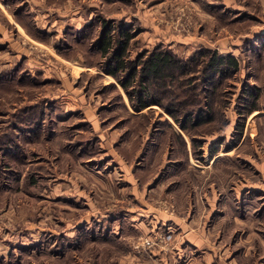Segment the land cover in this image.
Instances as JSON below:
<instances>
[{"label": "rangeland", "instance_id": "1", "mask_svg": "<svg viewBox=\"0 0 264 264\" xmlns=\"http://www.w3.org/2000/svg\"><path fill=\"white\" fill-rule=\"evenodd\" d=\"M102 19L132 30L130 58L159 47L194 71L204 49L237 57L208 97L180 70L154 85L163 106L210 102L211 121L184 130L161 105L134 109L100 68ZM84 28L88 44L64 57L56 45ZM4 74L0 264H264V0H0ZM18 104L38 105L31 129L11 125Z\"/></svg>", "mask_w": 264, "mask_h": 264}, {"label": "trees", "instance_id": "2", "mask_svg": "<svg viewBox=\"0 0 264 264\" xmlns=\"http://www.w3.org/2000/svg\"><path fill=\"white\" fill-rule=\"evenodd\" d=\"M102 20L105 27L102 30L99 38L96 39L97 44L95 45H97V47H95L96 49L94 50L95 53H100V56L104 57V61L100 63L102 66L100 68H102L105 73L113 76L120 82L127 92L134 109L143 110L152 105L163 106V100L153 93L154 85L159 88L167 86L168 88L166 90L170 89V83L168 80H166V78L170 77L169 79L172 81L177 80L179 78V75L177 74L178 70L181 71V75H189L187 88L188 90L194 92L199 88L200 82L198 81V78H200L199 75H201L202 84L200 89L206 95V97H208V94H211L214 91L216 92L217 90L215 87H213V82L215 79H221L223 82L227 77L235 74L240 69V61L237 57L233 55H221L218 51L210 49H204V52L202 51L203 53L211 54L207 61H201L199 55L202 54V52H198V55L196 56L198 57V60L193 61L194 63H198L197 69L194 71L188 69V66L192 60L181 59L173 52L161 50L159 47L148 55L144 53L138 54L137 58H130L128 56V54H130L129 44L134 39L132 30L121 26V29H119L118 32H115V30H113L110 26V24H113L115 21L107 19ZM23 25L26 27L24 23ZM108 25L110 27L106 28ZM76 29L77 28L72 26L71 29H69L68 35H73L74 32L75 34L82 33ZM87 30L88 28H84L83 32L86 31L87 34H83V37H77L75 41H72L74 38L70 36L72 43L70 40H68L70 41V44L64 49H59L58 44L56 43L57 50L60 52L62 51L61 54L64 57L70 58L71 56L65 54L64 51L66 49L73 50L75 54L76 52L74 49H77L86 43L88 44ZM116 39L118 40L116 41ZM193 60H195V58ZM84 64L87 65L86 62H84ZM194 77L197 78L195 79ZM8 78L9 76L4 74L0 79V85L5 84V81ZM255 89L257 90V88ZM186 99L187 100L182 102V104L176 103L171 104L170 106H163L168 114H170L175 119V121L181 125L182 129L186 130L188 126H198L211 121L212 107L210 102L203 101L202 103L196 95H189ZM255 99H257V96L254 97V101ZM18 107L19 108L18 111H16V115L20 117L22 114L20 115L19 113L21 112L19 111L22 109L24 110L23 116H21L22 118L18 117L20 120L19 124L17 122H13L11 125L18 126L19 128H25L24 123H27V129H31L33 126L29 125L34 121V115L32 113L35 112V110L38 108V105H24L23 107L18 104ZM183 107L186 109V113L184 115L183 113L181 114ZM251 109L257 110L258 108L256 104H253L251 105ZM7 112V110H3L0 113L2 115H6L5 113ZM28 118L30 119L28 120ZM3 121L7 120L5 119ZM6 126H9V124L5 125L2 129H5ZM5 142L8 143L7 140H4V143ZM8 147L9 146H0V150L5 154V156H8ZM6 165L9 166L10 163L6 162ZM3 169L1 167L0 180L7 178V176L4 175V171L6 170Z\"/></svg>", "mask_w": 264, "mask_h": 264}, {"label": "crops", "instance_id": "3", "mask_svg": "<svg viewBox=\"0 0 264 264\" xmlns=\"http://www.w3.org/2000/svg\"><path fill=\"white\" fill-rule=\"evenodd\" d=\"M227 152H230V151H227ZM226 152V153H227ZM229 154V153H228ZM130 184H134V181L132 182V179H131V181L129 182ZM148 208V207H147ZM147 208H145V207H143V210H144V212L146 213V211H147ZM208 212H206V214L204 215V217H206V215H208L210 212H211V207L209 206L208 208ZM137 219H139L138 218V214H132V217H131V220L133 221V222H137ZM181 219H183V218H181ZM184 220V219H183ZM171 221H173V223L175 222V223H177L176 221H174L173 219L171 220ZM178 221V220H177ZM196 221V224H198V222H197V220L195 219V218H191V219H189L188 221L186 220V229L188 228H192V226L195 224L194 222ZM138 224V223H137ZM195 224V225H196ZM139 225H140V223H139ZM138 227H142L143 229H144V227L142 226V224H141V226H138ZM185 227V226H184ZM193 230H195V229H189L188 231H186V233H187V236L189 237V234H190V232H193ZM197 235V234H196ZM192 239L193 240H195V235H192ZM129 258V257H128Z\"/></svg>", "mask_w": 264, "mask_h": 264}, {"label": "built area", "instance_id": "4", "mask_svg": "<svg viewBox=\"0 0 264 264\" xmlns=\"http://www.w3.org/2000/svg\"><path fill=\"white\" fill-rule=\"evenodd\" d=\"M154 241L150 236H144V238H141V244H139L137 247H142L143 248H152L154 246Z\"/></svg>", "mask_w": 264, "mask_h": 264}]
</instances>
